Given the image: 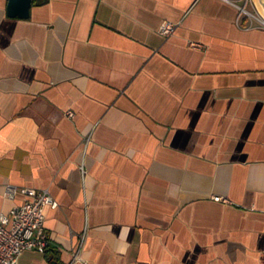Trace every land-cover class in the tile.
Instances as JSON below:
<instances>
[{"label":"crops","instance_id":"0c3cea01","mask_svg":"<svg viewBox=\"0 0 264 264\" xmlns=\"http://www.w3.org/2000/svg\"><path fill=\"white\" fill-rule=\"evenodd\" d=\"M7 3L0 214L23 187L57 202L45 252L16 264H264V27L237 7L253 4Z\"/></svg>","mask_w":264,"mask_h":264},{"label":"built area","instance_id":"2783aa9c","mask_svg":"<svg viewBox=\"0 0 264 264\" xmlns=\"http://www.w3.org/2000/svg\"><path fill=\"white\" fill-rule=\"evenodd\" d=\"M253 4V11L245 6H237L240 14L247 15L250 20L256 21L264 27V0H244ZM176 24L167 20L160 23L158 32L163 36L171 35ZM70 115L72 112H68ZM16 189L9 188L8 193L13 195ZM21 201L0 214V264H16L18 255L23 250L45 252L48 238L45 231V208L56 207V200L47 190L32 187L19 189ZM214 200H220L214 196Z\"/></svg>","mask_w":264,"mask_h":264},{"label":"water","instance_id":"95a60500","mask_svg":"<svg viewBox=\"0 0 264 264\" xmlns=\"http://www.w3.org/2000/svg\"><path fill=\"white\" fill-rule=\"evenodd\" d=\"M31 0H8L6 12L9 16L26 18L29 15Z\"/></svg>","mask_w":264,"mask_h":264}]
</instances>
